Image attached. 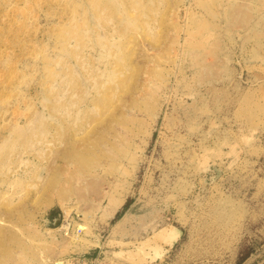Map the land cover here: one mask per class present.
Masks as SVG:
<instances>
[{
    "label": "rangeland",
    "instance_id": "rangeland-1",
    "mask_svg": "<svg viewBox=\"0 0 264 264\" xmlns=\"http://www.w3.org/2000/svg\"><path fill=\"white\" fill-rule=\"evenodd\" d=\"M0 264H264V0H0Z\"/></svg>",
    "mask_w": 264,
    "mask_h": 264
},
{
    "label": "built area",
    "instance_id": "built-area-1",
    "mask_svg": "<svg viewBox=\"0 0 264 264\" xmlns=\"http://www.w3.org/2000/svg\"><path fill=\"white\" fill-rule=\"evenodd\" d=\"M76 218H79V215H70L69 217H66V215L63 218L62 225H61V232L65 235V237H72V236H79L83 229H81V226H77Z\"/></svg>",
    "mask_w": 264,
    "mask_h": 264
},
{
    "label": "bare ground",
    "instance_id": "bare-ground-1",
    "mask_svg": "<svg viewBox=\"0 0 264 264\" xmlns=\"http://www.w3.org/2000/svg\"><path fill=\"white\" fill-rule=\"evenodd\" d=\"M71 152H73V151H71ZM74 154H75V152H74ZM68 155H69V152H68ZM82 158H83V156H82ZM58 170L60 171V169H58ZM59 171H57V172H59ZM55 173H56V171H55ZM47 176H48L47 180L45 181L46 184H44V186L42 187L41 192L43 195H48V197H50V196H52V191L54 190V187L57 186V183L55 180V174L54 173H48Z\"/></svg>",
    "mask_w": 264,
    "mask_h": 264
}]
</instances>
